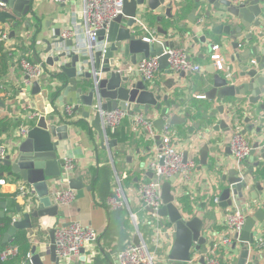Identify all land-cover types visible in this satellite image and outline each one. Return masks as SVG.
<instances>
[{"label": "water", "instance_id": "obj_1", "mask_svg": "<svg viewBox=\"0 0 264 264\" xmlns=\"http://www.w3.org/2000/svg\"><path fill=\"white\" fill-rule=\"evenodd\" d=\"M33 1L0 0V23L7 24L2 29L14 34L10 25L17 24L29 12H33ZM174 1L123 0L122 11L97 31L98 44H94L85 51L78 50L76 39L64 37L60 28L54 30L51 38L44 36L41 38L40 41L46 44L42 49L43 53L47 54L45 61L50 66L57 67L54 75L57 78L64 76V81L50 82L46 86H42L38 79L31 82L29 90L33 99L30 105L38 109L40 115L32 122L25 124V136L16 141L14 147L3 159V163L9 168L7 174L13 177L16 183L7 184L4 187L5 190L16 192L17 199L19 193L17 185L24 183L30 187L31 193L25 196L24 200L17 201L16 210L21 215L5 231L4 242H7L18 229L31 228L37 222L40 224L44 216L58 214L59 204L53 201L51 193L54 186L59 187L63 182L61 178L65 172V158L60 156V149L68 139L71 121L65 111L63 113L59 111V106L70 103L73 105L72 112H82L85 119L91 117L89 124L98 132L103 148H106L107 144L109 147L115 146L116 139L107 138V133L101 124V111L122 108L143 113L145 117H149L152 109L161 110V115L153 118L152 122L157 131L163 129L165 125L163 115L169 112L163 109L161 100H167L169 94L158 92L161 86L147 82L133 66L145 57L158 55L159 68L166 70L169 74L172 73L169 54L165 51L181 47V44L169 37L151 41L143 39L142 23L153 19L159 25L164 17L170 18L172 23ZM191 3L197 6H212L216 9L217 12L213 15L210 10L205 12L206 15L213 17L209 25L211 39L208 40L205 34L200 40L201 42L208 40L210 48L214 46L215 37L219 39L221 46L231 45L234 53L230 58L238 59L241 69L231 74V78L238 81V84H235L230 82L229 77L219 72L215 64H207L206 70L213 75L212 79L206 78L203 81L207 89L203 90L201 95L212 101L219 99L221 101L217 105L219 112H224L225 102L231 99H235L240 104L246 100L251 105H257L256 109L264 110V46L254 44L252 41V28L260 26L264 18V0H191ZM184 5L185 3L182 2V7ZM181 8L179 6V10ZM196 12L197 8L194 7L191 10L193 13L191 20H195ZM157 30L161 33L160 35L169 34L168 30L160 26ZM258 37H263V34H258ZM197 40L198 38H194V41ZM35 59L38 60V56ZM230 68H232L231 65ZM178 74L184 76L185 72L181 71ZM166 84L171 88L174 79L171 78ZM69 92L73 94L68 96ZM176 101L174 106L178 108L182 101L179 99ZM4 106L5 102L0 98V107ZM226 112L229 113V109H226ZM185 118V114L174 113L168 122L173 125L184 121ZM244 120L247 126L242 129L243 133L252 132L254 129L260 132L261 126L264 125V114L258 112L251 117L246 116ZM225 125L226 122L222 121L215 124L214 128ZM154 138L161 151L160 134L156 133ZM256 150H259V159L254 162V165L260 166V170L255 172L244 166L231 167L220 178L223 187L219 192V205L222 208L232 205L231 193L242 198L245 190L257 204L248 207L251 209L250 212H246L247 208L239 209L247 213L242 231L234 234L235 243L236 240L244 242L241 264H244L249 256V246H256L255 236L258 233L256 222H261L264 227V199L262 200L264 196L260 197L264 195L263 141H253L249 159L255 157ZM208 151L206 144L199 150V168L207 164ZM130 154L131 151L128 157ZM183 156L186 161L188 152L185 151ZM159 163H164L163 155ZM4 174L2 172L1 175ZM146 174L154 182L161 181L163 204L157 213L162 218L168 219L167 222L173 230L172 246L163 253L162 260L157 261L156 264H188L194 252L201 255L200 262H203L208 252L207 239L203 234L204 221L198 215L189 216L176 202V195L172 189L179 173L167 179H163L162 175L156 174L151 169ZM67 184L76 191L77 197L84 195L85 187L91 188L84 183L78 167L69 173ZM147 209L153 211L151 207ZM160 224L163 225L164 222L161 221ZM54 231V227L50 229V260L54 264H60L61 259L55 251ZM137 241L136 237L134 242ZM253 259L257 263L255 256ZM45 260V255L36 252L31 256V264H45Z\"/></svg>", "mask_w": 264, "mask_h": 264}, {"label": "crops", "instance_id": "obj_2", "mask_svg": "<svg viewBox=\"0 0 264 264\" xmlns=\"http://www.w3.org/2000/svg\"><path fill=\"white\" fill-rule=\"evenodd\" d=\"M182 2L185 3L184 7H182ZM83 3V0H69L67 2L34 0L33 12H29L17 24L10 25V28L15 32L14 34L4 31L2 28L7 24L0 23V30L7 34L6 38H0V54L3 57L0 59V98L5 102V106L0 107L2 118L7 116V111L13 110L17 114L26 105L35 109L30 105V101L33 99L29 90L31 84L28 85L23 82L26 76L18 64V59L21 56H30L34 59L38 56L39 59L45 61L47 54L43 53L42 49L45 48L46 44L40 41L43 36L51 38L56 28L61 30L68 27L73 28L74 24L77 23L81 27L77 36L74 37L78 43L76 47L78 50L86 49L87 36L84 32L82 17L79 14L83 8ZM179 6L182 7L180 10ZM194 7L197 8L196 17L195 20H191L193 18L191 10ZM208 10L211 11L212 15L217 12L212 6H197L191 3V0H175L172 10L174 14L172 23L168 17H164L159 25L153 19L145 23L152 29L154 28L155 35L159 39L169 37L181 44V47L188 51L191 60L203 66L202 72L186 73L184 76L169 74L166 70H161L151 83L159 84L161 87L158 92L169 94V98L174 100L171 103H167V100H161V106L168 110L170 117L174 113L186 115L184 121L173 124V127L178 131L173 143L175 147L183 153L187 151L188 156L196 150L197 163L192 174L193 179L178 191L177 188L174 190L176 184L173 183L172 190L176 195V202L189 216L198 215L203 219V234L207 239L208 252L215 248V253L223 264H241V251L244 242L236 240V243L234 241L231 246H225L221 242L229 234L226 225L223 223L222 213L226 210L241 208H247L246 212H250L251 209L248 207L256 206V201L245 190L242 198L231 193L232 205L222 208L220 205L216 206L214 197L219 195L223 187V183L220 181L221 175L227 173L229 168L244 166V168L255 172L260 170V166L254 165V162L259 159V150H256L253 159H249L248 156L245 160L237 162L231 153L230 138L236 125H240L241 129L247 126L244 120L246 116L251 117L258 112L264 114V110L256 109L257 105H251L246 100L240 104L235 99H231L225 102L224 112H219L217 109V105L221 102L219 99L212 101L201 95V92L207 89L203 81L206 78L212 79L213 75L212 72L206 70L207 64H215L217 70L229 77L230 82L235 84H238V81L231 78V74L241 70L239 60H231L230 58L231 54L234 53L231 45L221 46L219 39L215 37L213 48L208 46V40L211 39L209 25L213 20L212 16L206 15L205 12ZM158 26L168 30L169 34L160 35L161 33L157 30ZM252 33L254 44L264 46V18L260 26L252 28ZM260 33L263 34V37H258ZM205 34L208 40L201 42L200 38ZM194 38H198V40L194 41ZM215 45H218V48ZM214 53L220 54L221 67H219L217 59L212 57ZM56 70L57 67L50 66L45 61L43 75L38 79L42 86H46L50 82L62 83L64 81V76L57 78L54 75ZM171 78L174 79V84L170 88L166 83ZM6 89H12L11 96L4 95ZM72 94L69 92L68 96ZM177 99L182 102L178 108H175ZM65 106H59V111L63 113ZM226 109H229V113L226 112ZM253 110L254 113H252ZM128 111L129 115L122 120L117 128L108 130L111 134L107 132V138H115L116 145L109 147L107 144L106 148L101 146L98 132L89 124L91 117L85 119L82 112H72L68 128L69 136L61 146L60 156L72 158L74 169L79 168V174L84 183L90 185L91 188L85 187L84 195L76 196L72 202L59 204L56 216L46 215L41 218L40 224L42 225L36 221L37 223L31 227V232H35L39 226L42 234L39 237L30 234L32 242L30 251L32 254L36 252L45 255V264H54L50 260V229L71 221H78L83 225L94 227L98 235L95 240L85 243L78 254L70 259L61 260L60 264H118L117 254L119 250L127 242H134L136 237L139 239L140 232H143L146 240L147 233L149 234L148 239L150 236L158 235L161 240L162 253L172 246L173 230L171 225L167 224L168 219L160 216L159 220L164 222L163 225H150L151 222L148 220L155 217L149 214L148 209L140 208L141 200L138 195L139 184L151 179L146 172L150 170V162L156 157L159 145L154 138L155 136H150L136 123L137 112ZM161 112V110L152 109L149 114L156 118L161 115ZM197 112H199L198 116H194ZM15 120L18 119L13 118L10 121L14 122ZM222 121L226 122L225 126L214 128L215 124L222 123ZM257 125L259 126V123ZM3 134L9 148H13L19 139L17 136L19 134L18 126H13ZM246 134L250 136L252 142L255 140L264 142V125L261 126L260 132L254 129ZM205 144L209 148L207 164L199 168V150ZM129 151L131 154L128 157ZM8 170L9 168L5 164L4 167L0 168V175L3 172L5 174L1 176L14 180L7 174ZM117 176H120L125 187L128 206L111 209L107 207L105 201L116 184ZM67 185V183L61 182V186H54L52 190ZM0 194V214L3 215L5 211L3 206L6 205L7 200L12 195L16 197L17 193L0 187ZM187 194V200L192 210L185 209L179 201L180 196ZM263 196L260 195V197ZM16 200L22 201L23 199L17 197ZM129 209L137 213L138 227L130 220ZM20 215L21 213L18 214L16 210L12 216L18 217ZM256 228L258 233L255 238L258 239L260 235L264 237V227H262L261 222H256ZM234 243L236 244L235 247H233ZM152 247H155L154 244ZM249 247V256L244 264H248L250 261L253 264H264V245H256L255 248L250 245ZM253 256L256 257L257 263ZM200 257L199 253L194 252L192 260L188 264L200 262Z\"/></svg>", "mask_w": 264, "mask_h": 264}, {"label": "built area", "instance_id": "obj_3", "mask_svg": "<svg viewBox=\"0 0 264 264\" xmlns=\"http://www.w3.org/2000/svg\"><path fill=\"white\" fill-rule=\"evenodd\" d=\"M56 2H67L69 0H54ZM83 8L79 12L83 20L84 32L87 36L86 49H90L94 44H98L97 31L107 25L114 16L122 11L123 0H83ZM75 26L64 28L62 35L64 37H76L80 29V24L75 23ZM7 34L3 30H0V38H6ZM142 38L146 40L159 39L155 35L154 28L142 23ZM218 48V45H215ZM84 50V51H85ZM169 54L170 68L173 74H178L181 71L186 73H198L203 71V66L200 63L193 62L190 58L188 51L184 47H175L166 50ZM213 58L217 59L219 67L220 54L214 53ZM254 61V60H253ZM18 64L22 71L25 73L23 82L30 85L35 79H39L44 72L45 61L43 59H34L30 56H21L18 59ZM135 68L139 71L140 75L149 83L158 75L161 69L159 68V56L150 55L139 61ZM12 89H6L5 96L12 95ZM203 96V95H202ZM64 111L69 118L72 116V105L67 104L64 107ZM7 116L4 119L10 121L11 119H19L22 121H32L40 115V112L36 109L30 108V106L23 107L19 113H14L13 110L7 111ZM129 115V111L116 108L111 111H101V124L106 131L117 128L122 120ZM165 125L161 131H157L153 125V117H145L143 113H137L135 116L136 123L148 133L150 136H155L156 133L160 134L162 142V150L156 153V157L150 162V169L156 174L162 175L163 179H167L169 176L179 173V177L174 182L176 186L174 190L182 189L185 184H188L193 179V171L196 166V150L184 161L183 152L175 147L174 138L178 135V131L168 122L169 115L164 114ZM2 116L0 115V124L2 122ZM24 123L18 126L19 139L23 138L26 132ZM236 125L230 138V149L237 162H241L246 159L250 154L252 147V141L249 135L242 132V129ZM4 132L0 133V168L3 163V159L11 151L8 143L4 139ZM164 156V163L160 164L159 160L161 156ZM74 170V162L72 158H65V168L62 176L63 183H67L68 175ZM16 184L15 179L0 175V187H5L7 184ZM18 197L23 200L25 196L31 193V189L28 185L21 183L19 185ZM177 193V192H176ZM138 195L141 200V209L145 210L147 207H151L153 211H149L155 218L148 220L150 225L158 226L160 224V216L158 210L162 206L161 198V181L154 182L148 180L141 182L138 186ZM51 197L53 201L58 204H68L76 198V191L69 185L56 188L52 191ZM106 205L108 208L115 209L118 207L128 206V199L125 187L121 182L120 176H117L116 184L112 192L106 198ZM216 206L219 205V195L214 197ZM222 213L223 223L226 225L229 234L221 241L225 246H231L235 241L234 234L240 233L243 229L246 212H241L239 209L226 210ZM17 216H13L12 223L16 220ZM130 220L138 227V217L135 211L129 209ZM97 230L89 225H83L78 221H71L66 225H59L54 231L55 251L61 260L70 259L72 256L78 254L81 247L97 238ZM152 243L155 247L150 246L143 232L139 233V239L137 242H127L118 252V264H156L163 257V253L160 247V237L158 235L152 236ZM256 245H264V237L260 235L256 239ZM215 249V248H214ZM207 252L203 262H197L196 264H223L220 258L216 255L215 250ZM19 252V247L14 244H8L0 250V259L8 260L14 257ZM32 252L28 251L25 257L18 264H31ZM253 264V262H248Z\"/></svg>", "mask_w": 264, "mask_h": 264}, {"label": "trees", "instance_id": "obj_4", "mask_svg": "<svg viewBox=\"0 0 264 264\" xmlns=\"http://www.w3.org/2000/svg\"><path fill=\"white\" fill-rule=\"evenodd\" d=\"M0 59H3L2 55L0 54ZM168 98L167 103H171V101H174L173 99ZM240 111V110H239ZM241 112V111H240ZM198 113H195L194 116H198ZM24 123L27 124V122L22 121V120H15L13 121H7L6 119H2V122L0 124V133L2 132H8L13 126H19L20 124ZM108 134H111V132L108 131ZM5 164L2 163L1 167H4ZM188 194L187 195H182L179 197V201L181 202L182 206L185 209L192 210V207L189 205V202L187 200ZM0 199H1V194H0ZM212 201V198H211ZM1 202V200H0ZM16 197L15 195H12L11 198L7 200V203L3 208L4 214H0V250L3 249L6 245L8 244H14L19 247V252L12 258L8 260H1L0 259V264H18L26 255L28 251L31 250L32 242H31V236L36 235V236H41L42 230L37 227L35 232H31L32 228H21L16 231V233L7 241H3V236L5 231L8 229V227L12 224V218H13V213L16 211ZM1 206V204H0ZM169 224V223H167Z\"/></svg>", "mask_w": 264, "mask_h": 264}, {"label": "rangeland", "instance_id": "obj_5", "mask_svg": "<svg viewBox=\"0 0 264 264\" xmlns=\"http://www.w3.org/2000/svg\"><path fill=\"white\" fill-rule=\"evenodd\" d=\"M148 236H149V234L147 233V242H148V244H150V246H152L153 245V241H152V238H151V236H150V239H148Z\"/></svg>", "mask_w": 264, "mask_h": 264}, {"label": "flooded vegetation", "instance_id": "obj_6", "mask_svg": "<svg viewBox=\"0 0 264 264\" xmlns=\"http://www.w3.org/2000/svg\"><path fill=\"white\" fill-rule=\"evenodd\" d=\"M245 160V159H244Z\"/></svg>", "mask_w": 264, "mask_h": 264}]
</instances>
